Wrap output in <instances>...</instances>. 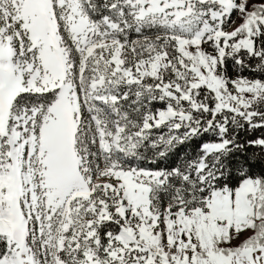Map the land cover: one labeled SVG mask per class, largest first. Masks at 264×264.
Returning <instances> with one entry per match:
<instances>
[{"label":"snow or ice","instance_id":"snow-or-ice-1","mask_svg":"<svg viewBox=\"0 0 264 264\" xmlns=\"http://www.w3.org/2000/svg\"><path fill=\"white\" fill-rule=\"evenodd\" d=\"M0 264H264V0H0Z\"/></svg>","mask_w":264,"mask_h":264}]
</instances>
